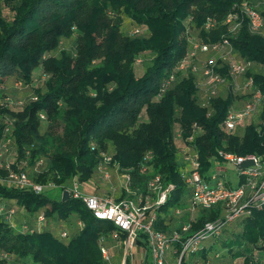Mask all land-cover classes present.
Segmentation results:
<instances>
[{"label":"trees","instance_id":"1","mask_svg":"<svg viewBox=\"0 0 264 264\" xmlns=\"http://www.w3.org/2000/svg\"><path fill=\"white\" fill-rule=\"evenodd\" d=\"M243 1L257 2L2 0L13 17L6 21L0 8V86L6 87L9 81L29 85L40 67L48 75L34 92L37 101L17 112L0 106V117L14 120L11 135L17 161L26 160L33 167L43 160L42 173L34 177L35 181L57 186L75 176L80 183L89 180L96 172L100 152L111 154L118 172L130 176L132 191L144 193L148 180L160 176L165 186L175 187L158 214L156 227L166 231L163 222L170 210L183 207L188 197L179 176V143L174 139L177 131L186 137L194 124L201 128L202 133L194 137L201 175L211 170L210 159L218 149L238 155L263 152L264 109L260 126L251 123L227 136L221 123L231 97L213 100L211 109L201 107L191 72L178 74L163 96L157 98L161 81L188 52V20L200 41L216 42L226 35L222 24L226 15ZM258 10L264 18V7ZM122 17L146 27L147 35L122 34ZM208 18L217 22L209 32L203 28ZM73 34L76 37L72 48L62 50L59 58L52 56L60 41ZM229 41L237 59L260 65L259 73L255 71L253 75L256 84L264 88V38L243 24ZM146 53L152 54L150 64L137 76L136 61ZM41 112L50 122L44 132L38 117ZM2 126L0 122V134ZM56 128L59 135H55ZM149 152L152 157L148 161L145 156ZM143 166L145 173H141ZM0 198L17 204L14 220L18 226L24 221L31 225L39 211L45 212L48 221L45 231L29 233L14 230L0 215V253L10 256V264H105L99 240L105 237L104 245L108 250L113 248L108 235L114 227L95 219L81 201L63 202L45 192L34 194L3 186ZM20 209L24 210L22 214ZM218 216V209L200 212L194 229ZM77 220L83 222V228L68 232L65 241L59 239L55 227L61 223L69 229ZM230 225L238 232H225L226 227L218 237L219 247L214 241L189 264H205L207 260L210 264L212 255L220 250L221 257L228 255L238 264H264V208ZM181 264H185L184 260Z\"/></svg>","mask_w":264,"mask_h":264},{"label":"built area","instance_id":"2","mask_svg":"<svg viewBox=\"0 0 264 264\" xmlns=\"http://www.w3.org/2000/svg\"><path fill=\"white\" fill-rule=\"evenodd\" d=\"M259 6L264 7V0L256 3L243 1L235 5L226 15L222 24L226 27V35L212 43H204L193 38L188 20L185 36L188 43L186 56L176 65L173 72L163 79L159 86L157 98L160 99L176 80L178 74L191 72L195 76L198 103L203 108L211 109V102L217 98L231 97V104L227 108L225 118L221 123L224 133L229 136L237 128L254 123L262 124L261 113L264 109V88L257 85L252 62L237 59L233 53L229 37L236 35L243 24H247L252 33L264 38V18L260 14ZM217 22L208 18L203 26L209 32L215 28ZM140 28L132 31V35L141 34ZM138 63V60L136 61ZM47 75L42 73L40 80L45 81ZM17 91L32 88L33 85H23L14 82ZM5 87L0 86V106L10 111H21L29 103L35 102L38 96L32 92L17 101H10L3 97ZM38 117L46 121L44 113ZM13 119L0 117L3 124L0 134V186L7 189L30 191L41 194L49 189L59 188L68 191L69 199L81 201L95 219L111 223L114 229L108 235L114 242L113 248L120 249L119 264H181L185 258L195 257L203 249L212 247L215 239L221 236L224 229L240 218L250 217L253 212L264 208V149L262 153H248L238 155L224 149H218L211 157V170L205 175L200 173L199 153L194 145L195 135L202 133L200 127L194 124L188 136L182 137L176 132L175 140L179 143L177 159L180 164L179 176L188 190V197L183 207L170 210L163 226L166 231L158 229V214L174 190L173 184L164 185L160 176L148 180L146 191L136 192L130 189V176L121 174V196H96L80 191L81 183L73 177L66 184L57 186L53 182L45 184L35 181L34 177L42 173L44 161L39 160L33 167L28 166L26 160L13 161L16 155L14 138L11 135ZM90 148L95 149L94 143ZM264 148V146H263ZM27 156L29 151H27ZM99 163L96 173L103 181H110L107 166L118 173V165L108 152L99 153ZM149 152L146 160H150ZM250 163L242 167L244 163ZM223 164L235 167L236 182L222 174ZM146 172L143 166L141 173ZM62 191V192H63ZM14 200L6 201L0 198V215H4L14 230L29 233H40L48 228V221L44 211H39L31 225L24 221L16 225L14 217L17 212ZM219 210V216L204 222L197 229L198 216L202 211ZM24 210L20 209L19 213ZM78 230L83 228V222L77 220ZM61 240L69 238L68 230L58 232ZM105 237L99 240V250L105 264H111V256ZM208 243V244H207ZM170 253V256H169ZM213 251L208 253L211 255ZM9 255L0 253V264H10ZM209 264V261L205 262Z\"/></svg>","mask_w":264,"mask_h":264},{"label":"rangeland","instance_id":"3","mask_svg":"<svg viewBox=\"0 0 264 264\" xmlns=\"http://www.w3.org/2000/svg\"><path fill=\"white\" fill-rule=\"evenodd\" d=\"M1 1L2 0H0V8L2 9L3 17L5 18L6 21H10L13 17V13L11 10H9V8L4 6L1 3ZM122 18H123V22L120 27V31L122 34L132 35L133 30L140 28L142 31L141 34L147 35L146 27L136 26V24L133 23L130 19L126 17H122ZM75 37H76V34H73L72 38L61 40L59 47L55 51L51 52V55L56 58H59L62 50H67V49L72 48L73 39H75ZM193 38L196 40H200L199 33L196 31L193 32ZM151 58H152L151 53L142 54L138 57L137 59L138 63H136V66H135V72L137 76H140L145 71V69L149 66ZM259 66H260L259 64L253 63L251 70L259 73L260 71ZM41 77H42V70L40 67L36 69L33 73V82L30 84V85H33V87L28 88L26 90H22V91H17L14 87L13 81H9L7 86L5 87L3 97L9 98L10 101H17L21 99L22 97H26L27 95L31 94L32 92H35V90H37L39 87L42 86L43 82L42 80H40ZM49 123L50 122L47 123L46 121L41 123V132H44L47 129V127L49 126ZM54 132H55V135H59L58 133L60 132V130L56 128L54 129ZM15 158H16V155H13L11 160L13 161ZM222 166H223V169L221 170H222V174L224 178L228 177L232 181V183H235L236 182L235 167L232 164H223ZM106 170L110 173V176H111L110 181H104L99 184L97 182V175L99 174L95 172L94 175L89 180L81 183L80 191L83 193L92 194L96 196H105V195L113 196V195H117L119 191L121 192L120 187L122 185V178L119 177L121 174L119 172L118 173L115 172L113 175V172H112L113 169L111 166H107ZM107 182L111 183L112 185L111 188H109V184H107ZM45 193L50 198L58 200L61 198L62 190L59 188H54V189H49L45 191ZM20 217L21 216H18V219H20ZM14 222L16 221L14 220ZM67 230L68 232L71 230L73 231L74 226L71 225L69 229ZM228 230H230L231 232H238L235 229H231V225L227 226V228L225 229V232ZM219 243H220L219 238L215 239V244H214L215 247L217 246L218 248ZM221 253H223V251L221 252L220 250L214 256L212 255V257L210 258V264H238V263L232 262L231 257L228 255L221 257L220 256ZM109 254L111 256V264H119L120 258H121L120 249L110 248ZM169 256H170V253H169ZM197 256H199V254H197ZM196 257L192 256L190 258H185L184 259L185 264H189Z\"/></svg>","mask_w":264,"mask_h":264},{"label":"crops","instance_id":"4","mask_svg":"<svg viewBox=\"0 0 264 264\" xmlns=\"http://www.w3.org/2000/svg\"><path fill=\"white\" fill-rule=\"evenodd\" d=\"M112 172H113V175H114L115 171L113 170ZM97 182H98L99 184H100L101 182H104V181L101 180L100 175H97ZM107 184H109V188L112 187V185H111L110 182H107ZM113 196H114L115 198H119V197L121 196V192L119 191L117 195H113ZM73 226H74V230H73V231H76V230H77L76 226H75V225H73ZM65 227H66L65 225L59 223V224L55 227V229H56V233L59 232L61 229H66ZM66 230H67V229H66ZM71 231H72V230H71ZM71 231H69V233H70ZM227 238H228V237H226V239H227ZM207 244H208V243H207Z\"/></svg>","mask_w":264,"mask_h":264},{"label":"water","instance_id":"5","mask_svg":"<svg viewBox=\"0 0 264 264\" xmlns=\"http://www.w3.org/2000/svg\"><path fill=\"white\" fill-rule=\"evenodd\" d=\"M250 163L246 162L242 165V167H247ZM61 200L63 202L69 200V194H68V191H63L62 194H61Z\"/></svg>","mask_w":264,"mask_h":264}]
</instances>
